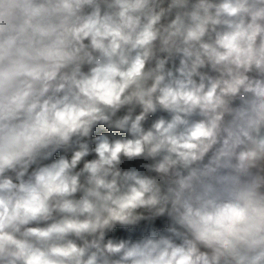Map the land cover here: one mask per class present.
Instances as JSON below:
<instances>
[{
  "label": "clouds",
  "instance_id": "obj_1",
  "mask_svg": "<svg viewBox=\"0 0 264 264\" xmlns=\"http://www.w3.org/2000/svg\"><path fill=\"white\" fill-rule=\"evenodd\" d=\"M0 264H264V0H0Z\"/></svg>",
  "mask_w": 264,
  "mask_h": 264
}]
</instances>
